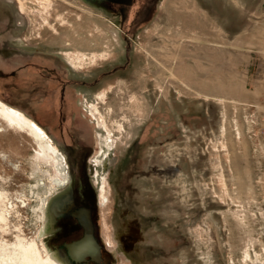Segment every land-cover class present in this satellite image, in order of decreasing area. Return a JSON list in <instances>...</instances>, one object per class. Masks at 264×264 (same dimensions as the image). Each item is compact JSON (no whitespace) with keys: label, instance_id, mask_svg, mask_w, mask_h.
Returning a JSON list of instances; mask_svg holds the SVG:
<instances>
[{"label":"rangeland","instance_id":"rangeland-1","mask_svg":"<svg viewBox=\"0 0 264 264\" xmlns=\"http://www.w3.org/2000/svg\"><path fill=\"white\" fill-rule=\"evenodd\" d=\"M0 2L22 44L86 78L73 88L101 116L82 169L102 256L62 253L80 230L55 213L70 180L58 134L51 151L2 120L0 245L31 241L39 264H264V0H134L123 20L82 0Z\"/></svg>","mask_w":264,"mask_h":264},{"label":"flooded vegetation","instance_id":"flooded-vegetation-1","mask_svg":"<svg viewBox=\"0 0 264 264\" xmlns=\"http://www.w3.org/2000/svg\"><path fill=\"white\" fill-rule=\"evenodd\" d=\"M153 1L145 0L148 4ZM82 2L87 6L101 7L103 10H109L112 6L118 12L120 20L125 18V6L134 4V0ZM6 11L4 14L0 8V96L18 105L50 138L53 134H58L60 140L55 142L64 152L70 180L67 192L60 202L62 206L57 208V214L64 221L63 229L71 221L80 230L81 236L83 228L75 212L81 208H89L91 214V191L82 168L90 153V123L93 116L86 108L87 99H80L73 87L87 83L86 78L77 72L69 71L67 62L61 60L62 56L55 47L46 48L43 45L30 44L25 38V43L22 44L21 30L15 26L17 23L14 22L7 6ZM145 14L146 12L142 14L140 11L135 13L133 23ZM131 33V28L121 31L118 29L119 37L123 36L125 41H128ZM50 212L53 219V211ZM62 253L68 260L71 259L66 249ZM87 258L89 257H85L86 261Z\"/></svg>","mask_w":264,"mask_h":264},{"label":"bare ground","instance_id":"bare-ground-1","mask_svg":"<svg viewBox=\"0 0 264 264\" xmlns=\"http://www.w3.org/2000/svg\"><path fill=\"white\" fill-rule=\"evenodd\" d=\"M46 1L49 5H51L53 2V0H46ZM81 21H82V18H81ZM78 23L79 22H77V24ZM81 25H85V27H84V28H86V30L84 32L85 36L89 35L90 32L92 33L93 30H92L91 26L88 25V21H86V22L82 21ZM88 27H90L89 30H88ZM96 30L98 31L99 36H101L104 39L105 38L108 39L107 35L110 32V30L106 29L105 27H103L102 29H99V25H97ZM71 31H73V29H71ZM80 35H81V33H80ZM78 37H79V35H78ZM108 41H109V39H108ZM74 59H75V57H74ZM89 105H90L89 111L91 112L92 116L95 118V122L98 125H101L100 113L96 109H94L93 106H91V103ZM0 120H2L3 123L6 125H10L11 127L17 128L20 131H24L27 134L34 136L36 139L46 141L48 143L47 147L51 151H56V149L53 145L54 143H53L52 139L50 138V136L45 132V130L40 125H38L31 118L24 115L23 111L21 112L18 109L11 107L10 105L2 102L1 100H0ZM5 219H6V216H3L2 214H0V220L5 221ZM51 222H52V213L49 211V212H47V222H46L47 226H48V224H51ZM108 239H109V242H108L109 244L113 243V240L111 239V237L108 236ZM36 253H37V251L35 249V245L33 242L30 241V242L26 243L23 238L17 237L15 242L11 243L7 247L0 245V264H39ZM66 253H67V251H66ZM68 257H69V255H68ZM53 258H54V255H53ZM44 259H45L44 261L46 262L45 264H53L52 261H50L46 258H44ZM70 260L73 261L72 258ZM74 262H76V261H74Z\"/></svg>","mask_w":264,"mask_h":264},{"label":"water","instance_id":"water-1","mask_svg":"<svg viewBox=\"0 0 264 264\" xmlns=\"http://www.w3.org/2000/svg\"><path fill=\"white\" fill-rule=\"evenodd\" d=\"M55 209L57 214V208ZM75 213L79 223L82 225L83 232L79 238L63 243L67 254L76 262L85 261L86 256L94 262H100V245L94 236L90 209L81 208Z\"/></svg>","mask_w":264,"mask_h":264}]
</instances>
